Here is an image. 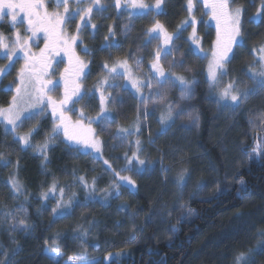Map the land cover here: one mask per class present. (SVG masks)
Segmentation results:
<instances>
[{"label": "trees", "instance_id": "1", "mask_svg": "<svg viewBox=\"0 0 264 264\" xmlns=\"http://www.w3.org/2000/svg\"><path fill=\"white\" fill-rule=\"evenodd\" d=\"M186 3L187 0H166L162 13L155 18L149 15L125 16L123 11L117 15L112 8L106 22H97L96 33L101 31V35L92 42L86 35L79 37L78 43L102 57L92 62L88 60L83 86H86L85 92L91 95L92 102L85 107L87 104L83 101L88 98L87 94L72 106L71 112L75 107L79 109L80 114L72 113L74 119L78 117L76 121L96 133L99 131V123L89 125L100 110V91L96 89L100 87V76L108 73L104 64L126 58L134 49L149 59L153 55V46L144 42L148 25L158 20L166 30L177 33L175 23L178 27L186 19L184 11L189 14ZM47 6L51 7V2ZM96 14L95 11L92 21ZM191 14L189 19L194 15ZM131 19L135 24L131 31L132 40L109 36L110 28L113 31L116 24ZM260 20L253 27L249 26L250 30H242V44L237 46L230 62L225 65L227 75L221 78L225 84L252 81L243 69L254 60L252 43L264 37V18ZM5 21L6 18L0 22V33L12 37ZM79 21L77 17L72 30L64 26L66 32L75 34ZM207 30L212 41L213 31ZM248 31L256 33L257 37L253 38ZM86 32L84 29L83 33ZM105 37L109 40L106 41ZM183 39L180 38L177 48L184 54L183 62L194 70L191 80L197 81L187 106L197 111L200 125L197 132L184 129L181 124L172 123L168 127L177 128L181 146L193 147L190 155L186 152L180 154L177 162L161 159L167 155L165 145L171 142L159 139L164 130L156 118L147 119L136 135L145 155V164L139 172L135 169L122 171V153L118 152L122 139L116 134L113 136L119 140L116 143L111 141L112 134L99 136L105 148L100 149L101 159L95 160L77 148L49 139L54 127L50 119L42 117L39 126L26 119L24 124L29 122L31 127L37 126L33 134L37 143L51 142L46 152L38 154L23 149L19 140L13 138L0 121V156L11 161L6 167L0 162V264H55L48 254L55 247L63 253L58 264H65L69 256L80 252L86 253L90 264H235V257L240 253L248 257L247 264H264V155L249 158L255 145L264 148V95H251L235 110L219 105L216 101L219 87H209L204 74V59L195 55L190 45L182 42ZM103 41L115 42L118 46L106 47V44L102 45ZM107 48H110L108 53ZM13 63L11 71L0 79V108L9 106L14 96V87L9 84L23 66L19 58ZM0 64L4 62L0 61ZM245 74L247 77L243 76ZM6 84L9 89L3 90ZM111 89L107 86L101 90L108 96ZM178 93L179 88H174L172 100H176ZM134 100L132 94L122 100L124 115L134 108ZM81 112L90 121L89 125L83 121ZM253 116L259 117L261 122V130L257 133L250 127ZM109 122L117 128L120 125V121L113 117ZM41 137L43 141L39 140ZM161 144H164L161 153L154 154L151 149ZM232 156L235 157L233 167H228L227 159ZM189 159L192 165L188 164ZM197 165L200 166L197 168ZM179 168L187 169L181 186L177 185L173 174ZM113 170L121 176H130L135 185L132 189L122 185L119 197L114 194L106 197L104 190L114 193L112 186L119 182ZM14 177L22 186L19 194L13 192L9 183ZM80 177L89 187L80 182ZM151 179L156 183L151 184ZM142 180L141 185L139 181ZM53 184L55 191H50ZM61 188L64 189L63 197ZM86 189L90 192L87 195ZM94 191L102 192V196H92ZM160 204H164L167 212V219L163 222L155 221L152 216ZM54 208L56 213H53ZM20 220L26 222L27 231L21 230L24 226L12 230ZM85 230L87 235H83Z\"/></svg>", "mask_w": 264, "mask_h": 264}, {"label": "snow or ice", "instance_id": "2", "mask_svg": "<svg viewBox=\"0 0 264 264\" xmlns=\"http://www.w3.org/2000/svg\"><path fill=\"white\" fill-rule=\"evenodd\" d=\"M85 2L86 0H54L56 10L49 12L45 0H0V21L7 17L10 26L14 29L12 37L0 33V56H3L10 61L8 65L0 67V79H2V77L14 66L12 60L13 57H16L17 54L20 53L24 59V64L17 74L19 83L15 87L16 94L12 97L11 102L6 109L0 108V118H2L7 125H11L12 131H15L20 126V123H22L21 117L24 115V112L27 111L28 108L35 107L36 105H44L46 98L47 106L52 108V115L57 119V122L54 123L52 129V136L49 139H54L63 132L64 137L68 141H74L76 145L83 144L85 147L100 152V148L98 147L100 142L98 140L94 139L89 141L87 138H81L75 130L70 132V127L73 126L71 125L70 119L65 115L69 103H79V101L87 95L86 92H81L80 84L77 82L80 76L84 74L83 69L86 67V64L84 61L80 60L78 56H75L73 45L78 40L81 29L86 28L91 24L93 11L95 10L99 14L107 10V7L102 3V0H87L88 6L83 7L82 5H84ZM163 3L164 0H155L154 5H149L145 3L144 0H123V3L122 0H114V6L117 9L123 7L138 10L140 12H159ZM232 3H234V0H203L204 8L208 10L205 14L210 15L211 19L216 21L218 31V47L211 53V59L209 60L207 70V83L210 88L219 87L221 84V78L227 75L225 64L229 59L228 53L232 50V44L238 42L242 44L243 41L241 25L244 9L243 6L233 8L231 7ZM193 7V0H187V11L190 14L193 11ZM61 8L63 9L62 12L60 11ZM131 14L132 13L130 12L129 15ZM77 17H79L81 23L77 25L76 33L66 35L64 26L73 22ZM262 18H264V0H261V8L257 9L255 17L250 18V20H258ZM190 20L191 26L193 27L192 39L196 42L195 24L197 21L194 15L190 16ZM222 22L226 25L227 41L223 46H220V26ZM25 23L27 24L25 32L31 33L32 37L37 36L38 33H44L46 43L44 49H41L39 56H36L31 52L29 45L31 37L27 35L22 36L20 33L18 25H23ZM185 24H189V20L182 22V26ZM91 27L95 29L96 25L91 24ZM125 28H127V25H125ZM109 34L110 36L114 35L111 28L109 29ZM146 35L151 37V39H162L163 41V46L158 45L155 50L154 58L151 61V75L147 77L146 80L141 79L134 74L127 59L117 60L112 67H109V65L105 63L104 68L107 69L112 80L123 78L130 82L131 87L140 95L145 117L148 115V101L143 95V90L147 89L150 97H158V99H153L152 102L164 105V110L161 111L159 122L162 126H171L170 122L174 123L176 118L184 115V109L181 108L180 103L173 104L168 102V91L174 88H179L180 101L190 99L193 95L194 85H196L197 81L189 80L184 75H179L173 70L177 66H183L182 62L177 60L168 62V71L166 72L161 60L162 58L167 60V57L172 55L174 46L169 47V45H172L174 37L173 34H170L166 30L163 24L158 20L155 21L153 26L148 29ZM175 38H180L179 29L177 30ZM105 40L108 41L109 37H105ZM150 42L151 40H149V43ZM105 46L113 47L118 45L115 42H112L106 43ZM58 49H62L65 55L69 56L70 63L73 57H75L76 64L75 79L71 81V88L69 87V81L65 80L64 99L59 102L53 100V98L48 95V93L53 90L48 87V85L52 84V81L44 79L48 74V69L51 68L47 53L49 51H57ZM83 51L85 54H88L89 49L85 47ZM259 51L261 56L258 61V70L255 66L249 67V76L255 87L241 91L237 86L236 81H231L219 88V98L220 101L224 102L223 106L225 108L235 110L240 107L242 103H245L251 95L264 92V46H262ZM140 64L141 60H137V70H139ZM187 71H191V69H187ZM65 72H68V69H65ZM104 85H107L109 88L114 86L108 83V78H105L101 81L100 87L96 89L97 91H100L101 114L98 119L102 123L112 120L107 109V103L112 98L110 94L108 96L104 95V92L101 90ZM53 87L55 86L53 85ZM26 97L28 98L27 100L25 99ZM73 97H75V99H73ZM21 105H25V107H21ZM41 111H43V108H41ZM34 116L35 113L28 112V115L24 116V119H32ZM81 116H83V112H81ZM187 119L198 126V115L188 113ZM250 123H252V121H250ZM74 128L82 129L83 125L77 121ZM33 131H35V129L30 130L26 135L19 136V141L25 146H31L30 137ZM92 131L91 128L88 129L89 133ZM135 131H140L139 124L136 125ZM132 134L133 133L129 131V129L119 128L117 136L120 139H124L126 136ZM47 147V142L40 146L42 154L46 152ZM136 148L137 151L132 154L131 158L127 157V154L125 156L129 166L133 164V161L141 166L145 164V160L141 159L138 155L141 150L139 139L136 141ZM77 151H79V148H77ZM253 155H264V148H261L260 144H257L256 147L252 149V152L249 153V158L251 159ZM44 159H47L46 155L44 156ZM0 162H2V165L5 167L11 163L9 160H4L3 156H0ZM107 163L108 162L105 161V164ZM109 167L111 166L109 165ZM122 170L133 171L134 169L132 167H127ZM140 170V168L135 169L137 172ZM186 172L187 169H183L178 174V186L183 184ZM114 174L119 177V182L112 186L114 193L108 192L107 189L104 190L106 197L107 195L113 194L116 197H119L121 195L120 188L122 185L130 189L134 188L135 181L130 176H121L119 172L115 171ZM78 179L86 188L89 187L83 177ZM240 183L243 184V181H240ZM11 187L15 194L21 193L22 186L15 178L11 179ZM55 187V184H53L50 191H55ZM91 187L94 190L95 178L93 179ZM60 193L61 197H63V188L60 189ZM57 207L59 208L61 205L58 203ZM21 210H23L22 207ZM53 213H56V208L53 209ZM6 215H11V213H6ZM18 226H24L21 230L27 231V225L24 220H20L18 225L14 224L12 230L15 231ZM83 235H87L86 230ZM16 251L13 252V255L16 254ZM48 254L55 264H58V259L63 256L59 247L50 249ZM247 260L248 257L246 254L240 253L235 257V264H241L242 261L247 264ZM65 264H90V262L86 259V253L80 252L69 256Z\"/></svg>", "mask_w": 264, "mask_h": 264}, {"label": "rangeland", "instance_id": "3", "mask_svg": "<svg viewBox=\"0 0 264 264\" xmlns=\"http://www.w3.org/2000/svg\"><path fill=\"white\" fill-rule=\"evenodd\" d=\"M249 1L250 0H234V3L231 4V7H233V8L237 7V6H243L244 12H243V16H242V25H241V31L243 30V32H244V30L246 28H248L250 30L251 28H249V26L253 27L255 24H257V23H259L261 21L260 19H258V20H250V18L255 17L257 9L261 8V0H251L252 4L251 3L248 4ZM49 2H51V7L47 6ZM144 2L149 4V5H154L155 0H144ZM165 2H166V0H164V3L161 6V10L159 12H155V11L140 12L138 10H132V9L123 8V7L121 9H117L114 6V0H102V3L105 4V6L107 7V10L104 11L103 13H99V14L97 13L96 16H95L94 21H92V16H93V13L95 12V10L93 11L92 16H91V24H95L96 28L93 29L91 27V24L88 27H86V28H82L81 31H80L79 37H81L82 35H86L87 38H88V41L92 42V41H94L93 39H95L98 35H101L102 34L101 31H100V34H98V32L96 33V29L99 27L97 22L98 23L106 22V20L109 19V15L111 14V13H109V10L112 9V8L116 12L117 15H118V12L123 11L125 13L124 14L125 16H136V17L145 16L146 17V15H149V17L152 16V18H155L156 15H159V14L162 13L163 6H164ZM193 2L195 3V6L193 7L192 14H194V16L196 18V21H197L196 24H195L196 38H197L196 42H194L193 39H192L193 27H189V26H191V20L189 19L190 13L187 15V13H185V11L183 12L184 15H185V18H186V19H183V20L185 21V20L189 19L190 25L185 24V25L182 26V22L183 21L182 22L180 21L181 23H180V25L178 27H177L178 23L177 24L175 23V29L174 30H176V32H177V30L179 29L180 38H184L182 40V42L187 43L188 45H190L191 50L193 51V53L195 55H197V56H199V57L204 59V70H205L204 74H205V79L207 81V70H208L209 60L211 59V53H212L213 50H216L217 47H218V44H217V35H218L217 23H216L215 20L211 19L210 15L205 14L208 10L204 8L203 0H193ZM236 2H240V3L236 4ZM122 3H123V0H122ZM245 3L247 4V6L244 5ZM45 4H46L47 10L49 12H52V11L56 10L55 9L54 0H45ZM82 6L83 7H87L88 6L87 0H86L85 4L82 5ZM186 6H187V3H186ZM60 11L62 12L63 9L61 8ZM130 12L132 13L131 15H129ZM137 15H139V16H137ZM186 15L188 16V19H187ZM171 16H172V18L175 17L173 15H171ZM6 19H7V21H5V23L9 25V30L12 31L11 35L13 36L14 29L10 26L9 19L7 17H6ZM2 21H0V22H2ZM75 21H76V19L73 22L67 24V29L68 30H72L74 28ZM80 23H81V21H79L76 24V26L78 24H80ZM153 24L154 23L148 25L146 33H147L148 29L153 26ZM125 25H127V28H125ZM247 25H248V27H247ZM18 27H19V30H20V33H21L22 36L23 35H27V36L31 37V39L29 40V45H30V48H31V52L33 54H35L36 56H39L41 49H44L45 43H46L45 38H44V33L41 32V33H38L37 36L32 37L31 33H26L25 32V28L27 27L26 23L23 24V25H18ZM134 27H135V24H133V20L132 19L128 20V21H121L120 23L116 24L113 27L114 28L113 31H112V32H114L113 37L118 39V40H123V41H125L126 39H129V38H130V40H132L133 38L131 36H133V35L131 34V31L134 29ZM207 28H210L213 31L214 35H213L212 41L210 40L211 34L208 32ZM84 29L87 30L86 34L83 33ZM64 31H65L66 35H71V34H68L66 32L65 28H64ZM168 32L170 34H173V37H174L172 45H169V47H173L174 46V51H173L172 55L167 57V60H164L162 58L161 63L164 65L165 70L167 72L168 71V62L169 61H172V60L180 61V62H182L183 66L182 67L177 66L173 70L179 75H184L189 80L193 79L192 72H194V70L192 69L191 66L186 64L185 61L183 62L184 54L181 52V49L177 48L180 38L176 39L175 38L176 33H174V32L172 33L171 31H168ZM248 32H250V34L252 33L251 31H248ZM220 36H221L220 46H223V44H225L226 41H227L226 25L223 22L221 23V26H220ZM242 36H243V34H242ZM252 37L256 38L257 37L256 33H252ZM149 40H151L150 43H149ZM78 41H79V38H78ZM100 42L98 43V46H100ZM144 42H146V44L148 46L150 44H152V46H153L152 47L153 48V52H152L153 55L149 59L147 57L141 55L140 54L141 51H138L137 49H134L131 53H128V55H126V58H121L120 60L127 59L129 65L133 69L134 74L136 76H138L139 78L146 80L147 77H149L151 75V61L154 58L155 50H156L158 45L159 46H163V41H162V39L161 40L151 39V37L146 35L145 38H144ZM77 43L78 42L76 41V43L73 45L75 56H78L80 58V60L84 61L85 64H86V67L83 69L84 74L82 76H80V78H79V80L77 82L80 84L81 92H85V91H87V88H86V86H83V78L85 76V72L87 70V67L89 66L88 60L90 62H92L93 60H95V58L102 57V55L94 54L92 49L89 50L88 54H85V52L83 51V49L85 47L82 45V43L79 42L78 43L79 48H78L77 47ZM105 44L106 43L103 41L102 45H105ZM240 45H241V43H239V42L232 44V50L228 53L229 59L226 62V64L228 62H230V60H231V58H232V56L234 54V51H236L237 46H240ZM262 46H264V37H262V39L260 41L252 43V49L251 50H252V55L254 57V60H253L252 64L249 65V67L250 66H255L257 68V70H258V68H259L258 61H259V58L261 56V53H260L259 49ZM204 47H208V48L205 49ZM108 49H110V48H107L105 50H108ZM108 52H109V50L106 53H108ZM82 54H85V55H82ZM47 56H48V61L51 64V68L48 69V74H47V76L44 77V79L52 81V84L48 85V87L53 89L51 92L48 93V95H50L53 98V100L59 102L60 100L64 99L65 80L69 81V87L71 88V81L73 79H75V69H76L75 57H73V59H72V61L70 63L69 56L65 55V53H64V51L62 49H58L57 51H49L47 53ZM17 58H19L22 61V64H24V59H23L22 54L18 53L16 57H13L12 58L13 62ZM137 60H141V64L139 65V70H137V65H136V61ZM0 61L4 62V64H0V67H4V66H6V65H8L10 63V61L8 59L4 58L3 56H0ZM116 61H113V62L109 61V63H108L109 67H112L113 64ZM38 67H39V65H38ZM249 67L246 65V66H244V69H243L244 72L246 74H248V75H249ZM65 69H68V72H65ZM187 69H191V71H187ZM9 72H7V74ZM17 74H16L14 80H12L11 83L9 84V86L14 87V95L16 94L15 93V87L19 83L18 78H17ZM246 74L243 75V76L247 77ZM98 76H100V75L98 74L97 77ZM100 77H102V78L99 80V84H101V81H103L105 78H108V83L109 84L112 83V85H114L112 87V89H111L112 93L110 94L112 99L107 103L108 112L110 113L111 117H113V118L117 119L118 121H120V125H119L118 128L129 129V131H131L133 133L132 135L126 136L119 143L118 152L122 153V155H121L122 167L121 168L122 169H125L127 167H132L133 169L141 168L143 165L142 166L138 165V164H136L135 161H133V164L131 166H129L128 163H127V159L125 158L126 154H127V157L131 158L132 154L137 151L136 141H137L138 137L136 135H138V132L135 131V127H136L137 124H139V127L141 128L142 126L145 125L147 119L156 118L159 121V118H160V115H161V111L164 110V105L159 104V103H153L152 100L153 99H158V97H150L148 95V90L144 89L143 90V95L148 101V115L145 117L143 106L141 104L140 95L137 94L135 89H133L131 87V84H130V82L127 79L117 78L115 80H112L110 78V76H109V73H105V74L103 73ZM226 84H225L224 80L221 81V84H220L219 88L223 87ZM53 85L55 87H53ZM237 86L239 88H243L244 90L251 89V88L255 87L253 81H250V82L247 81V83H240ZM3 87H4L3 90L9 89L8 84H6V86H3ZM103 87H107V85H104ZM172 92H173V89L168 91V102H171L173 104L180 103L181 108L184 109V115L179 117V118H176L174 120L173 125L181 124L184 129H188L190 131L197 132L199 130L200 122L198 121V126H196L195 124H193L192 122H190L187 119V114L188 113H193L194 115H198L197 111L195 109L188 108L187 104L190 101L189 99L184 100V101H180V99H179L180 93L177 94L176 100H172V97H171ZM87 94H88V92H87ZM130 94H132L135 97V100H134V105L135 106H134V108L132 107L129 110V112H127V114L124 115L123 111H122V107H123L122 100L128 99V96H130ZM217 94L219 95V89H217ZM260 94L264 95V92H260ZM25 99L27 100L28 98L26 97ZM73 99H75V97H73ZM216 101L217 102L219 101V105L220 104L222 106L224 105V102L220 101L219 97L216 98ZM91 102H92L91 95H89L88 98L87 99L85 98V100L83 101V103L87 104L85 107H88L91 104ZM73 105L74 104L69 103L67 105V110L65 111V115L70 119L71 125L73 126V127H70V132L75 130L76 133L81 138H87L89 141H92L94 139L98 140L100 142L99 145H98V147L100 149L104 147L103 144H101V141H100V138H99L100 135L101 136H107L109 134H112L111 141L115 142V143L117 141H119L118 139L113 137L115 134L117 135V133H118V128L116 127V125H114L112 122H109V121L102 123L98 119V117L101 114L100 110H98V114L93 119L91 124H90L89 120L84 118V116L82 117V119L86 123V125L90 124L89 126H91L94 122L95 123H99L98 130L100 131V133H98L99 131L96 133V131L93 130V129H92L93 131L91 133H89L88 132L89 127H86L83 124H82L83 125L82 129L74 128V126L77 123L76 119H78V117H76L74 119L72 117V113L74 115L80 114V113H79V109L77 107H75L72 110V112H71V108H72ZM21 107H25V105H21ZM41 108H43V111H41ZM4 109H6V108H4ZM80 109H81V111L83 110L82 107H80ZM28 112L35 113V116L31 119V121L37 122L38 126L40 124V120H42V117L50 119L52 124H53V126H54V123L57 122V119L54 118L53 115H52V108L50 106H47V99L46 98H45L44 105H36L35 107L28 108V110L24 112V115H22V117H21L22 123L24 122V120H26V119H24V116L28 115ZM70 114H71V116H70ZM138 117H139V119H138ZM0 121H2V124L4 125V127H6V130L9 131L10 133H12L13 138H15L17 140H19V136L26 135L33 128V127H31V124L29 122L26 123V124H24V123L22 124V123L18 122V123H20V126L15 131H12L11 125H7L3 121L2 118H0ZM250 121H252V123H250L251 130L254 133L259 132L261 130V128H260L261 127V122H260L259 117H257V116L254 117L253 116L250 119ZM171 124H172V122H170V125ZM121 125L123 127H120ZM36 127L37 126H35L33 128V129H35V131L37 130ZM160 127H161V130H164V131L160 133L162 136H160L159 139L163 138V141L170 140V142H171L170 145H165L164 153H166L167 155L164 156V157L161 156L162 160L173 161V162L176 161L177 162V160H180V158L177 159V157H179L180 154L186 152V153H188L190 155V152L193 149V147H190V146H187V145L186 146H181L180 145L181 142L179 141V138H181V137L179 135V131H177V128L169 129L168 128L169 126H167V125H163L162 126L161 124H160ZM35 131L32 132V135L30 137V145L31 146H25L22 142H20V141L19 142H20V145H21V147L23 149H28V150L33 151L34 153L40 154L41 153L40 146L45 144V142L44 143L43 142H38L37 143V141L33 138L34 137L33 134H34ZM42 138L43 137H41L39 140L43 141ZM54 141L55 142L61 141V142L65 143L66 145L71 146L73 148H79V151L81 153L89 154L95 160H97V159H99L101 157L100 152H96L92 148L85 147L83 144L76 145L74 141H68L64 137L63 132H61L59 136H56L54 138ZM50 143L51 142L48 141L47 144H50ZM123 143H125V145H123ZM163 145L164 144L156 146L155 148H152L151 151L154 154H160L161 150H163L162 149ZM255 147H256V145H255ZM140 149H141V143H140ZM138 155H139V157L141 159L145 160V155L141 152V150L138 153ZM234 161H235V157H233V156L229 157L227 159V166L228 167L229 166L233 167L232 165H233ZM189 163L192 165V160L189 159L188 164ZM194 165H195V163H193V166ZM198 166H200V165H197L196 167L198 168ZM182 170H183L182 168H179L177 170L175 169L174 172H173V174H175L174 178L177 179L178 174ZM122 171L125 172V170H122ZM167 175H168V173H167ZM167 175H166V177H167ZM14 178L16 179V177H14ZM11 179H9V183L10 184H11ZM150 181L152 182L151 184H155L156 183V180H152L151 179ZM139 184L142 185L143 184V180L139 181ZM141 185L139 186L140 190H141ZM86 191H87L86 195L90 193L89 190L86 189ZM92 196H102V192L100 193V192L94 191ZM164 207H165L164 204L163 205L160 204L159 207H156L155 212H153V215H152L153 219H155V221L156 220L157 221L161 220V222H163V220L165 221L167 219L166 218L167 217V214H166L167 212L164 210Z\"/></svg>", "mask_w": 264, "mask_h": 264}]
</instances>
